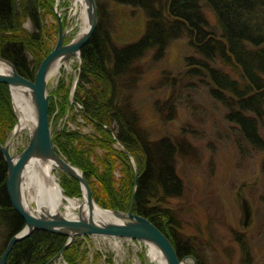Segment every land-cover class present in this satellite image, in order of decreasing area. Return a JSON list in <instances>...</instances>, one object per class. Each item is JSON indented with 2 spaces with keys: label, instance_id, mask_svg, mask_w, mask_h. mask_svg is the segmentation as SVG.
Returning a JSON list of instances; mask_svg holds the SVG:
<instances>
[{
  "label": "trees",
  "instance_id": "16d2710c",
  "mask_svg": "<svg viewBox=\"0 0 264 264\" xmlns=\"http://www.w3.org/2000/svg\"><path fill=\"white\" fill-rule=\"evenodd\" d=\"M97 1L99 24L81 50L82 66L72 106L79 104L80 108L76 112L70 109L73 119L80 114L92 131L86 133L65 126L54 133L56 148L83 170L99 205L128 210L136 188L133 210L149 218L170 237L179 257L193 255L198 264H219L205 257L211 248L212 235L205 239L201 222L196 223L198 237L186 233V221L171 204L172 200L184 197L188 190L179 167L180 162L186 161L185 149L196 150L185 134L186 126L173 135H155L142 124L140 105L134 94L147 61L162 60L173 41L185 39L193 52L184 59L185 65L191 67L188 77L194 74L201 91L224 106V118L230 123L239 156L246 161L254 153L264 151L261 127L264 122V0ZM110 3L130 7L132 12L139 10L144 15V29L136 40L114 42L109 28ZM53 6L54 0H0V56L30 79L35 78L40 63L53 48L50 39L54 26L47 20L54 14ZM206 9L214 15V24L209 21ZM26 22L31 23V30L25 26ZM166 71L157 72L159 88L170 90L166 98L154 101L160 119L166 122L175 119L179 107L198 109V115L206 113L203 96L198 100V107L185 100L182 91L191 87L193 84L187 83L192 82ZM63 85L60 106L56 109L51 101L50 115L67 114L69 93ZM16 121L10 87L0 82L2 143ZM198 137L202 136L198 134ZM212 139L216 142V138ZM118 142L122 148L116 147ZM208 145L213 149L215 143L209 140ZM212 163V159L208 161L210 166ZM116 170L121 171L119 178ZM7 172L8 166L0 151V258L9 239L25 226L24 218L9 197ZM61 185L68 196L82 195L80 182L66 173ZM234 232L239 247L236 264H260L248 234ZM67 239L65 235L37 229L15 243L6 264H47L62 250ZM84 249V241L76 238L63 253L67 264H84ZM91 264L103 263L96 256Z\"/></svg>",
  "mask_w": 264,
  "mask_h": 264
},
{
  "label": "rangeland",
  "instance_id": "374dc122",
  "mask_svg": "<svg viewBox=\"0 0 264 264\" xmlns=\"http://www.w3.org/2000/svg\"><path fill=\"white\" fill-rule=\"evenodd\" d=\"M109 6L112 11L109 28L114 42L123 43L136 40L144 29V15L139 10L132 12V9L127 6L113 3ZM206 15L214 24L215 17L211 11L206 9ZM48 18L51 22L50 26H54L52 34L54 47L58 37L57 17L50 14ZM25 26L32 29L30 22H26ZM192 53L186 40L181 38L170 44L162 60L149 59L147 61L146 71L134 94V99L140 105L141 122L155 135H173L186 126L185 134L197 151L185 149L184 160L187 162H180L179 167L188 190L184 197L172 200L171 204L177 210L178 216L186 221L184 224L186 233H192L198 237L199 229L196 223L201 222L205 239H210L212 235L211 243L209 242L212 249H208L205 257L211 258V263L236 264L239 258V247L235 242L234 230H237L248 234L255 258L261 264L264 261V151L254 153V156L246 161L239 156L229 130L230 123L224 118V106L201 91L194 74L188 77L191 67L185 65L184 59ZM80 61L79 56H73L61 67L60 72L51 78L49 91L56 109L60 106L58 101L61 100V84H64L63 88L68 89L70 96L75 81L79 79L82 66ZM161 70H167L169 74H177L181 80L187 81L188 79L192 82L187 83L193 84L191 87L182 91L185 100L191 101L198 107V100L203 96L201 98L204 99L208 109L206 113L198 115V109L179 107V113L175 119L169 122L160 119L154 109V101L166 98L170 92L169 89L159 88L157 72ZM178 70L181 71L178 72ZM13 105L15 109L14 102ZM72 110L74 111V107ZM72 110L70 112L67 110L68 116L66 121L63 120V125L59 123L63 118L65 119L66 115L58 116L55 113L51 115L54 133L65 126L68 128L67 122L77 128L78 119H73ZM82 118L80 117L79 120ZM261 127L264 135V122ZM13 129L7 138L12 135ZM83 129L87 131L90 128L84 126ZM198 134L202 137H198ZM212 138H216V142ZM208 139L215 143L213 149L209 148ZM115 145L122 148L119 143ZM211 159L213 163L210 166L208 161ZM132 163L136 169L137 166L133 159ZM55 173L61 184L64 172L56 168ZM116 173L120 174L118 177L116 175L119 178L121 171L116 170ZM244 200L249 202L252 209V217L246 226L244 224ZM82 240L85 244L84 264H91L96 256L103 264H158L150 257L148 245L143 243L102 236L82 238Z\"/></svg>",
  "mask_w": 264,
  "mask_h": 264
},
{
  "label": "water",
  "instance_id": "95a60500",
  "mask_svg": "<svg viewBox=\"0 0 264 264\" xmlns=\"http://www.w3.org/2000/svg\"><path fill=\"white\" fill-rule=\"evenodd\" d=\"M80 2L84 23L80 31L68 39L66 25L60 15L58 17V37L52 50L40 63L34 79L21 74L16 66L9 60L0 56V60L7 62L11 69L7 72H0V82L9 85L13 102V89H20L29 94L34 110L35 121L29 119L27 125L20 129V114L15 107L18 118L12 135L2 143L0 151L8 166L7 191L14 208L24 218L25 226L18 233L14 234L0 258V264H6L7 257L18 240L26 238L35 230H47L62 234L68 237L62 250L54 256L47 264L55 262L63 255L65 249L74 241L77 236H103L114 238H126L143 241L145 244L154 245L162 254L165 264H198L196 257L186 255L179 257L177 250L167 234H165L149 218L133 210L136 188L128 210L108 209L99 205L93 196L90 183L84 175L83 170L70 162L61 154L55 144L52 116L50 115V103L52 94L49 91V83L53 70L57 66H63L69 59L77 55L81 58L82 47L90 40L99 24V4L97 0H76ZM78 84L75 81L69 96L68 112L72 106V98ZM28 130V142L18 152H13V144L24 129ZM53 161L56 167L64 173L76 178L81 185L85 205L78 209V215L69 217L62 211L42 210L36 211L26 205L24 196V175L27 168L35 161ZM138 177V169L136 168ZM62 187V185H61ZM65 195L66 192L62 187ZM68 196V195H67ZM75 197V196H74ZM99 205L104 210L113 213L112 219H105L96 215L95 207ZM245 211V223L248 224L252 217V209L247 200L243 203Z\"/></svg>",
  "mask_w": 264,
  "mask_h": 264
},
{
  "label": "bare ground",
  "instance_id": "6f19581e",
  "mask_svg": "<svg viewBox=\"0 0 264 264\" xmlns=\"http://www.w3.org/2000/svg\"><path fill=\"white\" fill-rule=\"evenodd\" d=\"M11 66L0 60V72H7ZM61 66L54 68L52 74H57ZM14 104L20 114V129H22L29 119L35 121V110L31 98L27 92L20 89H13ZM56 164L53 161L33 162L26 170L24 175V196L26 205L36 211L58 210L69 217L78 215V209L83 204V197H71L63 193L60 181L55 173ZM96 215L112 219L113 213L110 210H104L101 206L95 207ZM150 257L158 262L165 264L161 252L154 246L149 245Z\"/></svg>",
  "mask_w": 264,
  "mask_h": 264
},
{
  "label": "built area",
  "instance_id": "2783aa9c",
  "mask_svg": "<svg viewBox=\"0 0 264 264\" xmlns=\"http://www.w3.org/2000/svg\"><path fill=\"white\" fill-rule=\"evenodd\" d=\"M55 11L57 13V15H60L63 20L66 22V31H67V35L69 38L74 37L81 29L83 23H84V13H83V9L82 6L80 4V2H77L76 0H55V5H54ZM80 28V29H79ZM76 29H78L76 31ZM60 72V71H59ZM78 108H80V105L77 104L74 107V111H78ZM80 116V114L78 115V117ZM77 117V128L73 125L67 122L68 124V128L72 129V130H82L83 132L89 133L92 131L91 126H88L85 124L82 116H80L82 118V120H79L80 117ZM63 120H65L64 118L60 121L59 124L63 125ZM66 124V122H65ZM84 126H86V128H90L87 131H84ZM28 142V130H24L20 136L16 139V141L13 144V152H18L20 151L22 148H24L26 146ZM119 143V142H118ZM117 174V173H116ZM120 174H117V176H119ZM88 237H93V235L91 236H81V238L87 239ZM103 237V236H102ZM110 238H114V237H110ZM116 239H120V240H128L131 241L133 243L135 242H139L140 244H145L143 241L140 240H135V239H126V238H116ZM147 246V244H145ZM56 264H67V261L63 258L60 257Z\"/></svg>",
  "mask_w": 264,
  "mask_h": 264
},
{
  "label": "flooded vegetation",
  "instance_id": "af4514ba",
  "mask_svg": "<svg viewBox=\"0 0 264 264\" xmlns=\"http://www.w3.org/2000/svg\"><path fill=\"white\" fill-rule=\"evenodd\" d=\"M54 5H55V0H54ZM53 12H54V14L53 15H55L56 17H57V13H56V11H55V8H54V6H53ZM57 19H58V17H57ZM47 20H48V22H49V18L47 17ZM57 22H58V20H57ZM49 23H51V22H49ZM54 24V23H53ZM50 42L52 43V45H53V38L51 37V39H50ZM61 97V96H60ZM61 101V100H60ZM60 101H58V102H60ZM135 163V162H134ZM202 224V223H201ZM245 224V226L247 225L246 223H244ZM202 226V228H203V225H201ZM183 234H185V232H183ZM170 238V237H169ZM82 239V238H81ZM54 264H56V261L55 262H53ZM198 263V262H197Z\"/></svg>",
  "mask_w": 264,
  "mask_h": 264
}]
</instances>
